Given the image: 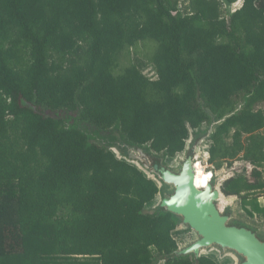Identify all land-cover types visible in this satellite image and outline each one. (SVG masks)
I'll use <instances>...</instances> for the list:
<instances>
[{
    "label": "trees",
    "instance_id": "1",
    "mask_svg": "<svg viewBox=\"0 0 264 264\" xmlns=\"http://www.w3.org/2000/svg\"><path fill=\"white\" fill-rule=\"evenodd\" d=\"M238 103L207 162L264 227V0H0V264H221L111 148L173 158Z\"/></svg>",
    "mask_w": 264,
    "mask_h": 264
},
{
    "label": "water",
    "instance_id": "2",
    "mask_svg": "<svg viewBox=\"0 0 264 264\" xmlns=\"http://www.w3.org/2000/svg\"><path fill=\"white\" fill-rule=\"evenodd\" d=\"M240 107L238 103L221 117L211 118L200 135L190 133L191 140L188 138L184 150L177 154L176 168L169 166L163 155L152 154L141 146L122 143L111 149L117 157L126 156L158 182L161 189L158 205L178 215L196 235L189 245L193 253L214 250L238 256L240 264H264V238L247 227L234 225L231 212L224 213L220 206L225 203V197H231L222 193L220 185L236 174V168L223 165L206 185L197 186L195 182L196 163L207 155L216 126Z\"/></svg>",
    "mask_w": 264,
    "mask_h": 264
},
{
    "label": "rangeland",
    "instance_id": "3",
    "mask_svg": "<svg viewBox=\"0 0 264 264\" xmlns=\"http://www.w3.org/2000/svg\"><path fill=\"white\" fill-rule=\"evenodd\" d=\"M173 1V0H172ZM240 1H237L235 3L228 4L227 7H230V10H233L239 5ZM177 8L182 10V5L178 3ZM151 48L149 44H140L137 49L130 51V60L134 61L135 63L139 64L142 68V71L147 74L150 77H154V71L151 68V65L149 63V54H150ZM126 61V60H125ZM191 135L189 139L191 140ZM166 163L169 166H172L174 168L177 167L178 161H177V155L173 158L166 159ZM198 163H201L198 168L200 169V178L209 179L213 176L214 172L216 171L211 164L207 162V155H203ZM232 167H237L236 172L241 167V163H236ZM231 168V167H228ZM202 182V181H201ZM226 201L223 202L221 208L224 210V213L227 209L230 210L232 215V221L239 222L243 225H246L248 227H251L256 230V232L264 238V230L262 226V221L257 215H249L244 208L242 207L241 200L237 196H231V197H225ZM161 200V195H157L156 199L152 202L147 204L148 210H152L155 208ZM258 201L261 204H264V201L261 197H259ZM182 244H187L194 240L196 238V235L190 230L186 231L181 237ZM205 254H209L210 256L214 257L215 259H218L221 264H240V258L238 256H234L232 254H224L219 253L217 251L211 250L208 252H205ZM223 262V263H222Z\"/></svg>",
    "mask_w": 264,
    "mask_h": 264
},
{
    "label": "bare ground",
    "instance_id": "4",
    "mask_svg": "<svg viewBox=\"0 0 264 264\" xmlns=\"http://www.w3.org/2000/svg\"><path fill=\"white\" fill-rule=\"evenodd\" d=\"M201 165V163H196V176H195V182H196V185L197 186H204V185H206L207 184V182L210 180V178L209 179H206L205 180V178H200V169L198 168V166H200ZM213 177V176H212ZM211 177V178H212ZM202 181V182H201Z\"/></svg>",
    "mask_w": 264,
    "mask_h": 264
},
{
    "label": "flooded vegetation",
    "instance_id": "5",
    "mask_svg": "<svg viewBox=\"0 0 264 264\" xmlns=\"http://www.w3.org/2000/svg\"><path fill=\"white\" fill-rule=\"evenodd\" d=\"M165 161H166V159H165ZM236 163H239V162H235L234 164L236 165ZM235 225V224H234ZM262 226H263V224H262ZM243 227H247V228H249V229H251V230H253V228H251V227H248V226H243ZM263 228V230H264V227H262ZM254 231V230H253Z\"/></svg>",
    "mask_w": 264,
    "mask_h": 264
},
{
    "label": "crops",
    "instance_id": "6",
    "mask_svg": "<svg viewBox=\"0 0 264 264\" xmlns=\"http://www.w3.org/2000/svg\"><path fill=\"white\" fill-rule=\"evenodd\" d=\"M237 168V167H236ZM262 199H263V201H264V198L263 197H261Z\"/></svg>",
    "mask_w": 264,
    "mask_h": 264
}]
</instances>
